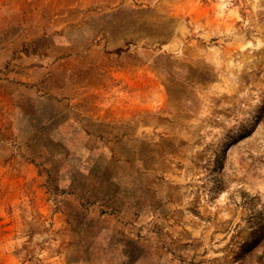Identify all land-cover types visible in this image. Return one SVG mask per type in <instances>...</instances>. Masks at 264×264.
Wrapping results in <instances>:
<instances>
[{"label":"rangeland","instance_id":"374dc122","mask_svg":"<svg viewBox=\"0 0 264 264\" xmlns=\"http://www.w3.org/2000/svg\"><path fill=\"white\" fill-rule=\"evenodd\" d=\"M0 264H264V0H0Z\"/></svg>","mask_w":264,"mask_h":264}]
</instances>
